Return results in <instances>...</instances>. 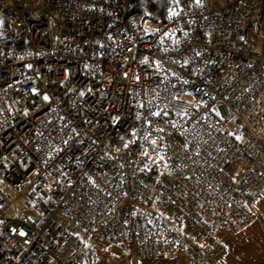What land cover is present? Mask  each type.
<instances>
[{
  "label": "built area",
  "instance_id": "2783aa9c",
  "mask_svg": "<svg viewBox=\"0 0 264 264\" xmlns=\"http://www.w3.org/2000/svg\"><path fill=\"white\" fill-rule=\"evenodd\" d=\"M149 1L0 0V264H86L87 236L218 264L221 231L254 222L264 0H190L161 18ZM20 197L40 221L4 217Z\"/></svg>",
  "mask_w": 264,
  "mask_h": 264
},
{
  "label": "crops",
  "instance_id": "0c3cea01",
  "mask_svg": "<svg viewBox=\"0 0 264 264\" xmlns=\"http://www.w3.org/2000/svg\"><path fill=\"white\" fill-rule=\"evenodd\" d=\"M254 41H258L256 50L263 53L262 31ZM222 240L227 249L226 258L218 264H264V192L257 204L254 222L242 232L232 235L222 230ZM93 248L88 249V264H96L99 250L107 251L110 264H191L187 256L176 255L167 259H139L126 255L118 247L102 244L94 240Z\"/></svg>",
  "mask_w": 264,
  "mask_h": 264
},
{
  "label": "rangeland",
  "instance_id": "374dc122",
  "mask_svg": "<svg viewBox=\"0 0 264 264\" xmlns=\"http://www.w3.org/2000/svg\"><path fill=\"white\" fill-rule=\"evenodd\" d=\"M17 2L18 0H14ZM189 0H170V4L173 6V8H181L186 3H188ZM210 6L213 7H220L223 4V0H207ZM36 5V2L27 3V6H33ZM145 13L150 16L149 12L145 10ZM152 18H155L154 15H151ZM5 17L0 15V24H4ZM61 21L59 19H52L50 23V29L48 31H44V36L53 40L57 36V26ZM7 33L4 31V34H0V36H5ZM258 45V41H255V49ZM188 99V98H186ZM141 209L145 212L148 210L156 212L161 215H171V212L169 210H164L156 205H152L149 209L146 206H141ZM18 216H27L34 222H38L41 220V217L35 213V205L29 204L27 200L24 197H20L14 200L11 207L4 213L5 218H16ZM190 233V232H188ZM86 245L88 246V249L93 248L95 245V242L93 241V238L91 236H87L84 239ZM98 259H102V257L97 256Z\"/></svg>",
  "mask_w": 264,
  "mask_h": 264
},
{
  "label": "trees",
  "instance_id": "16d2710c",
  "mask_svg": "<svg viewBox=\"0 0 264 264\" xmlns=\"http://www.w3.org/2000/svg\"><path fill=\"white\" fill-rule=\"evenodd\" d=\"M185 5H187V3ZM147 7H148V10L151 12H154V14H156L158 18H161V16H163L165 13L176 9V8H173V6L170 4V0H150L149 3L147 4ZM88 253L89 251H88V246H87V249L85 252L86 264H88V260H86Z\"/></svg>",
  "mask_w": 264,
  "mask_h": 264
}]
</instances>
